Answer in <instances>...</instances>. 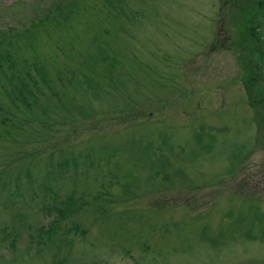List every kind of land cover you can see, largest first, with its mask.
Listing matches in <instances>:
<instances>
[{
    "label": "rangeland",
    "instance_id": "rangeland-1",
    "mask_svg": "<svg viewBox=\"0 0 264 264\" xmlns=\"http://www.w3.org/2000/svg\"><path fill=\"white\" fill-rule=\"evenodd\" d=\"M226 1L0 0V264H264Z\"/></svg>",
    "mask_w": 264,
    "mask_h": 264
},
{
    "label": "flooded vegetation",
    "instance_id": "flooded-vegetation-1",
    "mask_svg": "<svg viewBox=\"0 0 264 264\" xmlns=\"http://www.w3.org/2000/svg\"><path fill=\"white\" fill-rule=\"evenodd\" d=\"M224 5L228 10L227 21L231 25L226 30L228 52L234 57L237 39L245 43L239 55L235 54L237 59H234L242 74L239 80L255 113L257 142L264 148V0H227ZM237 14L241 15L242 29L235 31Z\"/></svg>",
    "mask_w": 264,
    "mask_h": 264
}]
</instances>
